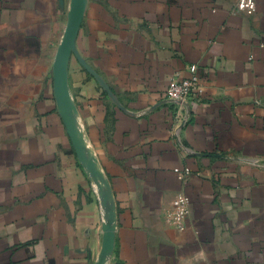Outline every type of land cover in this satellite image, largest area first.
<instances>
[{
  "label": "crops",
  "instance_id": "obj_1",
  "mask_svg": "<svg viewBox=\"0 0 264 264\" xmlns=\"http://www.w3.org/2000/svg\"><path fill=\"white\" fill-rule=\"evenodd\" d=\"M69 7L0 0V264H99L106 222L103 264H264V0H84L82 157L53 83ZM191 65L188 115L164 95Z\"/></svg>",
  "mask_w": 264,
  "mask_h": 264
},
{
  "label": "water",
  "instance_id": "obj_2",
  "mask_svg": "<svg viewBox=\"0 0 264 264\" xmlns=\"http://www.w3.org/2000/svg\"><path fill=\"white\" fill-rule=\"evenodd\" d=\"M84 12V0H70L67 24L62 40L57 48L55 59L53 62V83L54 93L58 101L61 117L67 128L68 134L74 143V147L79 156H83V145L78 137L76 125L71 114L70 101L67 90V66L71 55H75L78 59L79 55L75 48V41ZM91 171L97 174L92 160L87 163ZM103 246L99 254V264H103L106 255L112 245L114 236V226L112 222H106L102 228Z\"/></svg>",
  "mask_w": 264,
  "mask_h": 264
},
{
  "label": "built area",
  "instance_id": "obj_3",
  "mask_svg": "<svg viewBox=\"0 0 264 264\" xmlns=\"http://www.w3.org/2000/svg\"><path fill=\"white\" fill-rule=\"evenodd\" d=\"M257 0H238L239 4L243 6L244 4L252 5ZM190 77L188 78H180L176 74H174L168 82L167 88L165 90L164 99L165 102L171 104L174 108H185L187 114H190V104L195 100L199 99L201 96L203 89L201 85V81L196 75V66L191 65L188 68ZM181 180H185L190 171L185 168L183 170H177ZM188 198L180 195L177 199L178 207L176 211L172 214L179 221H182L186 215L188 214ZM179 228L182 229V226L179 225Z\"/></svg>",
  "mask_w": 264,
  "mask_h": 264
}]
</instances>
